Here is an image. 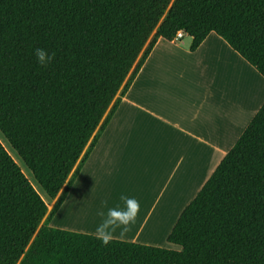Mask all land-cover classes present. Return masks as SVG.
I'll return each instance as SVG.
<instances>
[{"label": "trees", "instance_id": "1", "mask_svg": "<svg viewBox=\"0 0 264 264\" xmlns=\"http://www.w3.org/2000/svg\"><path fill=\"white\" fill-rule=\"evenodd\" d=\"M180 30L192 51L216 33L264 77V0H0V136L35 180L0 139V264H264V103L173 226L180 250L49 224L151 35L124 90Z\"/></svg>", "mask_w": 264, "mask_h": 264}, {"label": "crops", "instance_id": "2", "mask_svg": "<svg viewBox=\"0 0 264 264\" xmlns=\"http://www.w3.org/2000/svg\"><path fill=\"white\" fill-rule=\"evenodd\" d=\"M153 37L154 34L111 103L109 112L116 103L117 108L75 177L67 197L53 215L52 223L58 220L56 215L69 204V214L65 222L64 218L59 219L58 228L96 235V215L104 217L108 208L123 207L120 197L126 195L140 202V211L129 230L121 235V229L116 228L113 238L178 250V245L168 242V235L184 208L197 195L264 103L263 99L240 131L241 123L236 124L242 120H238L240 115L246 113L241 114L243 110H240V115L236 117L235 110L253 95V90L256 94L251 103L262 97L264 77L224 38L211 32L195 51L190 49L192 39L186 48H181L176 45L177 41L157 38L129 88L124 90ZM210 50L226 54L233 66V79L219 90L218 103L212 100L209 91L206 93L201 86L198 87L196 81L189 88L181 83L179 77L182 70L194 78L196 76L195 65L189 69L180 58L193 62V58L196 61ZM238 64L246 70L245 74L237 73ZM168 87L178 97L177 105L157 97ZM251 108L252 105L248 111ZM198 147L205 148L210 157L203 167L191 168L192 177L189 179L188 161L193 149ZM84 175L91 184L87 188L95 195L104 192L100 185L108 176L124 175L129 183L124 186L123 193L118 194L114 205L103 208L102 203H98L95 209L89 206L82 208L76 213V222L73 223L70 220H74L75 209L73 211L70 206L72 201H77V197L73 198L72 193L81 184ZM82 220L91 223L82 224Z\"/></svg>", "mask_w": 264, "mask_h": 264}, {"label": "rangeland", "instance_id": "3", "mask_svg": "<svg viewBox=\"0 0 264 264\" xmlns=\"http://www.w3.org/2000/svg\"><path fill=\"white\" fill-rule=\"evenodd\" d=\"M153 34L151 35V37L153 36ZM189 40H191V38L189 36H185L182 40H178L176 45H178V46L180 45L179 47H181V48H186ZM172 53H173V50L171 49L170 54L172 55ZM180 59L182 60V64L185 67H188L189 69H192L194 65L196 67L195 78L192 74H188L184 70H182L180 72L179 77H180L181 83L186 84V85H188L189 88H191V84L196 81L197 86L198 87L201 86V88L204 89L206 91V93L209 91L210 96L212 97V100L215 103H218L219 98H220L219 90L222 88V86H224L228 83V80L230 81V79L231 80L233 79V77H231V75L233 73V66L229 63V59H228L227 55L224 54L223 52L210 50L207 53V55L199 56V58H197L196 61H195V58H193V62L190 59H183V58H180ZM243 69L244 68L241 66V64L237 65V73L242 72L245 74L246 70H243ZM263 79L264 78H262V80ZM229 87H231V86H229ZM198 90H199V88H198ZM253 92H254L253 95L249 99L242 102L241 106L237 107L238 108L237 111L235 110L236 117H238L240 115V113H239L240 110H243L241 114H243V112L246 113V114H244V116L240 115L238 120H241V119L242 120L238 121L236 124V125H238L239 123H241V126L239 127L240 131L243 128L242 126H245V124L247 123L251 114L258 108L259 104L264 99V93H262V97L260 99L251 103L252 102L251 99L256 94L255 90H253ZM157 97L160 100L167 101V103L169 102V104L171 103V104L177 105L179 103L178 97H176L172 93V89H170V87H168L164 91V93L159 94ZM222 101H223V99H222ZM231 104L232 103H230V105ZM251 105H252V108L248 111V109L251 107ZM108 112L109 111H107V113ZM107 113H106V115H107ZM106 115H105V117H106ZM105 117L103 118V121H104ZM230 117L233 118V115L230 114ZM239 132L236 134V136L239 135ZM0 139L2 140L4 145L7 147V149L10 151L11 155L21 165L23 170H26L25 173L29 177V179L31 181L35 182L34 177H32V175H33L32 172L26 168V166L24 165V163L22 161H19L21 159L18 157L17 153L11 148V146L8 143H7L8 145L5 143V141L1 138V136H0ZM230 149H231V147H230ZM193 151H192L193 154L191 155V157L189 158V161H188L187 175H188L189 179H191V177H192L191 168H193V169H195V167L199 168L201 165L203 167L210 157V153L205 148L201 149L198 147L195 150L193 149ZM83 155H84V153L82 154L81 157H83ZM76 167H77V165H76ZM76 167L74 168V171H75ZM28 172L31 173V175H29ZM72 174H73V171L70 174L69 179L72 176ZM87 178L88 177L86 175H84L82 178L81 184L73 191L74 194L72 193L73 198L77 197L76 198L77 201H75V203L72 201L71 206H70L73 211L75 209L74 220L73 219L70 220L73 223L76 222V218H77L76 213L82 208L89 206L90 208L95 209L96 206L98 205V203H102L103 208H108V206H111L112 204L114 205L118 194L121 192L123 193L124 186L129 183L126 181L124 175H121V176L115 177V178H111L110 176H108L106 178L105 183H101L102 186L100 185V189L103 190L104 192H102L101 195L100 194L95 195V194H91L92 190L87 188V186L90 184V182L88 181ZM93 183H95V182H93ZM89 186L91 187V184ZM39 191L41 192V194L43 196H46V194L44 193V191L42 189H40V187H39ZM60 193L57 195V197H55L52 200L45 198V200L47 201V204H48V211H47V214L44 217L41 225L44 224V222L47 220L49 214L51 213L54 205L56 204V202L60 196ZM106 203H108V204H106ZM68 208H69V204L66 205V207L64 208L63 211H61L59 214L56 215L57 216L56 218L58 220L54 221L55 225L52 223V219L50 220L49 224L52 226H55V227H59L58 222H59V219H62V218H64L63 222H65V220H66L65 218L69 214ZM83 223L87 224L88 222L82 220V224ZM172 245H174V244H172ZM175 246H177V245H175ZM166 248H168V247H166ZM177 248H178V250L181 249L180 246H177Z\"/></svg>", "mask_w": 264, "mask_h": 264}, {"label": "clouds", "instance_id": "4", "mask_svg": "<svg viewBox=\"0 0 264 264\" xmlns=\"http://www.w3.org/2000/svg\"><path fill=\"white\" fill-rule=\"evenodd\" d=\"M35 56L42 66H47L53 59L52 55L44 48H36ZM120 199L124 206L108 208L104 219L95 229L96 238L105 246L112 241L116 228H120L121 235H124L130 225L135 222L140 211V202L136 198L121 195Z\"/></svg>", "mask_w": 264, "mask_h": 264}, {"label": "bare ground", "instance_id": "5", "mask_svg": "<svg viewBox=\"0 0 264 264\" xmlns=\"http://www.w3.org/2000/svg\"><path fill=\"white\" fill-rule=\"evenodd\" d=\"M8 143V141H7ZM16 152V151H15ZM17 153V152H16ZM21 159V158H20ZM19 161H22V160H19ZM23 164V163H22ZM25 167V166H24ZM26 172V170H24ZM29 173V172H28ZM29 175H31V173H29ZM33 177V175H32ZM34 182V181H33ZM41 189V188H40ZM38 190H39V187H38ZM43 190V189H42ZM41 191V190H40ZM104 219V217H102L101 215H96V225H98L99 223L102 222V220ZM91 222H89L88 224H90Z\"/></svg>", "mask_w": 264, "mask_h": 264}, {"label": "built area", "instance_id": "6", "mask_svg": "<svg viewBox=\"0 0 264 264\" xmlns=\"http://www.w3.org/2000/svg\"><path fill=\"white\" fill-rule=\"evenodd\" d=\"M186 35L185 31L184 30H180L177 32L176 36L174 37V41H178V40H181L182 38H184Z\"/></svg>", "mask_w": 264, "mask_h": 264}]
</instances>
